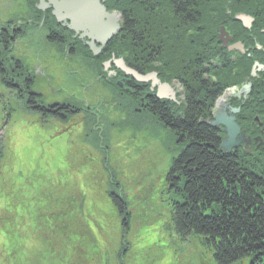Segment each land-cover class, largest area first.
<instances>
[{"label":"rangeland","instance_id":"1","mask_svg":"<svg viewBox=\"0 0 264 264\" xmlns=\"http://www.w3.org/2000/svg\"><path fill=\"white\" fill-rule=\"evenodd\" d=\"M31 3L1 0L2 17L21 15ZM39 32L32 31L27 39L42 47L45 57L54 55L56 90L52 92L43 81L34 90L43 89L44 84L48 92L41 102L63 104L72 99L81 110L66 118L28 111L0 82V145L4 151L0 162V264H49L48 253L52 246L57 250L58 244L50 238L43 241L42 235H49L42 228L56 234L58 228L50 229L49 220L53 225L58 214L65 213L72 214L74 226L79 222L88 237L91 231L98 235L110 264H118L120 258L123 264H217L200 238L179 239L168 225L172 204L182 202L174 182L171 187L168 180L172 160L180 151L179 140L156 118L136 115L128 108L126 94L105 77L100 62L86 65L96 75L95 81L87 77L84 65L77 68L80 75H75L58 49L48 46L45 39L34 41L32 35ZM27 66L32 71L29 63ZM85 84H90L86 93L89 107L84 102ZM118 190L131 217L127 233L108 196L109 191ZM59 250L63 251L60 245ZM97 252L95 256L100 258ZM72 253L79 257L73 264L85 262L78 255L82 250Z\"/></svg>","mask_w":264,"mask_h":264},{"label":"flooded vegetation","instance_id":"2","mask_svg":"<svg viewBox=\"0 0 264 264\" xmlns=\"http://www.w3.org/2000/svg\"><path fill=\"white\" fill-rule=\"evenodd\" d=\"M180 2L186 4V16H182L188 18L186 22L183 18L179 20L181 16L177 7ZM39 5L40 0H37L35 10L28 7L20 12L21 15L6 18L2 17L0 5V74L3 76L0 82L4 91L13 97L37 95L42 99L44 92H48L44 87L47 84L55 92L52 82L54 55L45 57L42 47L28 40L32 31L41 30L32 35L34 41L45 39L48 46L58 49L75 75L79 72L77 68L84 65L87 77L95 81L96 75L86 65L96 60L104 67L109 62L107 70L102 69L106 72L105 77L117 85L122 84L118 86L129 99L127 107L136 113L151 115L154 109L153 113H158L152 105L155 102L178 114L187 113L190 106L201 108L208 114L205 123L220 122L217 126L211 125L220 147L229 138L222 121L231 122L233 119L237 125L236 144L226 154L237 160L242 176L258 178L264 188V0H230L228 3L223 0H173L168 26L172 40L170 48L165 47L162 37L155 46L159 60L153 64L144 62V52L138 60L140 64L136 63V56L122 58L126 67L140 75H154L143 82L117 69L115 61L118 57L112 40L105 46L97 44L100 52L95 55L87 38L82 39L80 34L59 24L51 7L40 10ZM103 5L109 14L121 18V34V13L111 9L110 0H105ZM212 15L215 16L210 21ZM39 81H43V89L36 91ZM89 87L90 84H85L83 88L86 107L90 104L86 95ZM160 91H163L164 98H159ZM212 97L214 99L210 102ZM72 102L75 101L70 99L63 104L38 101L37 104L63 106L67 109L64 115L69 117L75 116L70 115L71 112L81 110ZM184 143V139L179 140V145L185 146ZM250 182L255 186L254 192L264 196V189L260 191L254 181L250 179Z\"/></svg>","mask_w":264,"mask_h":264},{"label":"trees","instance_id":"3","mask_svg":"<svg viewBox=\"0 0 264 264\" xmlns=\"http://www.w3.org/2000/svg\"><path fill=\"white\" fill-rule=\"evenodd\" d=\"M172 1L110 0L111 9L121 13L123 19V31L113 41L114 52L118 57L133 58L136 56V63L140 64L138 60H140L141 52H144L145 63L149 61V64H153L154 61L159 60V51L155 50L158 41L163 37L166 42L164 46L168 49L172 43L171 34L168 33ZM229 1L223 0L224 3ZM36 2L37 0H33L31 3L33 10H35L33 4ZM177 8L181 16L179 20L182 21L183 18L186 22L188 18L182 17L186 16V4L180 2ZM214 16H210V21ZM99 68L102 71V64H99ZM20 77L23 78L22 75ZM0 78H3L2 74ZM40 97L37 95L18 96L21 105L25 106L28 111L42 115L49 113L66 118L64 113L67 109L65 107L41 106L42 104H37L42 100ZM213 99V97L209 99L210 102ZM155 103L152 105L158 113H153L154 109L151 111V116L156 118L163 129L170 131L178 140H185V146L180 145V151L172 160L168 177L170 186L171 182H174L172 186H176L178 197L182 201L174 202L171 206L172 214L168 225L171 226L172 234L179 239L185 236L200 238L203 245L211 251L217 264L245 262L264 264V196L257 193L258 191L254 192V184L250 185L251 179L261 191L263 187L259 179L256 177L246 179L244 175H241L243 172L238 167L237 160L221 149L214 128L204 122L208 114L202 112L201 108L190 106L187 113L178 114V112L171 113L168 106ZM78 112L79 110L71 112L70 115H76ZM209 115L211 117V110ZM188 140H190V145H187ZM1 149L3 147L0 145V162L4 159V151ZM120 190L109 191L108 196L122 218V230L127 233L131 217L126 214L127 201ZM58 215L53 225L49 220L50 229L58 228L56 234H52L49 229L42 228L44 233L50 236L42 235L43 241L50 238L52 242L58 244L57 250L52 246V252L48 253L49 264H73V260L79 257L72 252L78 253L81 250L82 253L78 255H82L85 260L82 264H96L97 261H99L98 264H110L106 251L102 253L100 249L98 235H95L89 228L92 235L88 237L79 222L77 226H74L71 213ZM33 224L34 228H40L36 223ZM59 245L63 251L59 250ZM122 249L125 251L124 247ZM97 251H99L100 258L95 256ZM85 252L86 254L83 255ZM119 256L121 257L120 253ZM96 258L97 261H95ZM121 260L123 259L120 258L118 264H123Z\"/></svg>","mask_w":264,"mask_h":264},{"label":"water","instance_id":"4","mask_svg":"<svg viewBox=\"0 0 264 264\" xmlns=\"http://www.w3.org/2000/svg\"><path fill=\"white\" fill-rule=\"evenodd\" d=\"M104 2L105 0H40L38 8L45 10L51 7L57 22L75 34H80L82 39L87 38L89 40L88 46L95 55H98L100 48L97 47V44L105 46L121 32V18L109 14L103 5ZM115 64L119 70L133 76L138 82L154 78V75L142 76L133 69L126 67L121 59L115 61ZM108 66L109 63H106L105 68L107 69ZM159 98H164L163 91H160ZM222 123L227 127L225 132L228 133L229 138L223 142L221 148L224 152H230L236 144H234V139L237 135V125L233 119L231 122L222 121ZM218 124L220 122L217 121L212 126Z\"/></svg>","mask_w":264,"mask_h":264}]
</instances>
